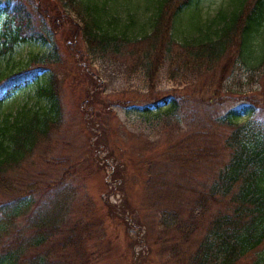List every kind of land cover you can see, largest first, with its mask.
I'll list each match as a JSON object with an SVG mask.
<instances>
[{
	"label": "trees",
	"instance_id": "16d2710c",
	"mask_svg": "<svg viewBox=\"0 0 264 264\" xmlns=\"http://www.w3.org/2000/svg\"><path fill=\"white\" fill-rule=\"evenodd\" d=\"M124 1L121 8L118 0H0V16L7 17L0 22V102L36 81L39 98L47 100L0 119V264H107L112 255L111 241L74 217L78 192L69 166L37 208L38 181L25 174V163L63 129L66 114L58 51L16 57L15 50L67 27V47L82 59L126 49L131 69L148 82V118L177 125L188 118L189 129L168 151L167 163L179 176L203 172L208 178L195 183L188 176L174 190L149 188L159 199L179 194L176 205L161 208L168 239L161 240L169 252L163 264H264V0H231L205 23L186 17L201 0ZM166 61L171 76L197 81V94L161 98L158 76ZM239 64L259 76V92L227 85ZM189 98L195 107L188 113ZM100 100L95 90L89 95L87 107H97L91 114L104 109ZM88 147L87 160L99 163L97 144ZM111 177L119 181L122 170L114 168ZM114 217L130 226L125 214ZM92 239L97 250L89 251ZM134 246L131 264H139Z\"/></svg>",
	"mask_w": 264,
	"mask_h": 264
},
{
	"label": "rangeland",
	"instance_id": "374dc122",
	"mask_svg": "<svg viewBox=\"0 0 264 264\" xmlns=\"http://www.w3.org/2000/svg\"><path fill=\"white\" fill-rule=\"evenodd\" d=\"M118 1L123 8L126 1ZM230 2L201 0L197 9L190 11L186 17L189 19L192 15H198L205 23L221 9L230 8ZM0 18V22H5L6 14ZM70 28L67 27L64 34L51 36L47 41L21 43L15 50L16 57L52 50H57L61 56L57 69L66 123L60 132L53 135L52 141L39 146L33 158L25 163L26 176H33L38 181L34 207L48 200L49 184L69 166L78 192L74 217L86 225H93L89 229L91 234L111 241L112 255H109L107 264H131L134 244L135 255L141 264H163L169 252L161 240L165 238V227L160 224L161 208L176 205L179 194L177 191L171 199L166 196L159 199L149 193V188L162 191L160 185L167 184L168 189L174 190L177 182L184 185L188 176L193 175L191 179L195 183L208 178L207 173L203 172L179 176L175 172L176 167L167 163L168 151L189 129L188 118L182 119L180 125L168 123L164 119L148 118L143 107L149 95L148 82L140 69H131L132 66L124 57L126 49L120 55L93 53L82 59L81 54L77 56L67 47L65 39L69 36L66 33ZM182 36L180 32L174 33L176 41H180ZM9 55L7 52L1 57ZM169 67L166 61L159 72L157 91L161 98L173 93L186 97L198 93V86L192 87V84H198L196 80L192 81L191 76L179 73L171 76ZM88 73L93 77H89ZM253 74V71L239 64L234 67L227 85L233 91L243 86L244 90L259 92L260 79L257 74ZM38 84L39 81H36L22 86L0 102V119L5 112H17L23 107L46 102V98H39L37 94ZM94 90L101 99L100 103L105 106L97 114H91L97 107H87L88 97ZM194 107V99L189 98L186 111L189 113V109ZM91 143L97 144L99 163L90 162L87 150ZM104 162H107L105 168L102 167ZM116 167L122 170V179L119 181L111 177ZM153 177L154 182H150ZM115 188L118 189L113 190ZM115 211L129 217L130 226L120 223L114 217ZM93 240L89 241V251L97 250Z\"/></svg>",
	"mask_w": 264,
	"mask_h": 264
}]
</instances>
